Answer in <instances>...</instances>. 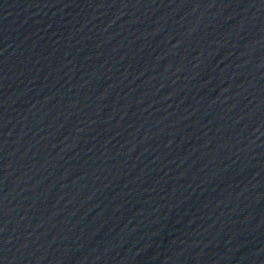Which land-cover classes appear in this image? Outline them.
<instances>
[{"label":"water","instance_id":"95a60500","mask_svg":"<svg viewBox=\"0 0 264 264\" xmlns=\"http://www.w3.org/2000/svg\"><path fill=\"white\" fill-rule=\"evenodd\" d=\"M0 264H264V0H0Z\"/></svg>","mask_w":264,"mask_h":264}]
</instances>
